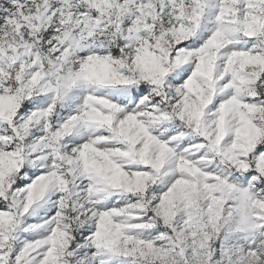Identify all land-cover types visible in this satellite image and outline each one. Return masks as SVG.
<instances>
[{
	"label": "snow or ice",
	"instance_id": "obj_1",
	"mask_svg": "<svg viewBox=\"0 0 264 264\" xmlns=\"http://www.w3.org/2000/svg\"><path fill=\"white\" fill-rule=\"evenodd\" d=\"M0 264H264V0H0Z\"/></svg>",
	"mask_w": 264,
	"mask_h": 264
},
{
	"label": "clouds",
	"instance_id": "obj_2",
	"mask_svg": "<svg viewBox=\"0 0 264 264\" xmlns=\"http://www.w3.org/2000/svg\"><path fill=\"white\" fill-rule=\"evenodd\" d=\"M201 83L202 84H206V82L203 79H201ZM154 98L155 97L153 96V99ZM162 108L164 110H169L170 109V105H162ZM172 128H175V129L179 130V139L176 142V147L177 148H179V145L183 143V139L184 138H192V139H195L192 136V133L189 131L188 128L183 127L181 124L176 123L175 120L170 121V122H165V123H162L160 125H157L155 130L160 135H164L167 131L171 130ZM212 161H213V163H218V160H217L216 157H212ZM208 166L211 167L212 165L209 164Z\"/></svg>",
	"mask_w": 264,
	"mask_h": 264
}]
</instances>
